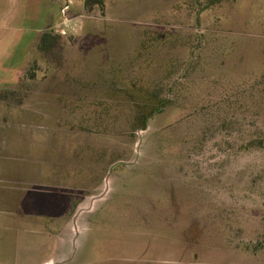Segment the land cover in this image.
Masks as SVG:
<instances>
[{
	"label": "rangeland",
	"instance_id": "rangeland-1",
	"mask_svg": "<svg viewBox=\"0 0 264 264\" xmlns=\"http://www.w3.org/2000/svg\"><path fill=\"white\" fill-rule=\"evenodd\" d=\"M103 2L0 30V264H264V0Z\"/></svg>",
	"mask_w": 264,
	"mask_h": 264
},
{
	"label": "crops",
	"instance_id": "crops-1",
	"mask_svg": "<svg viewBox=\"0 0 264 264\" xmlns=\"http://www.w3.org/2000/svg\"><path fill=\"white\" fill-rule=\"evenodd\" d=\"M26 2H28V0H0V30L3 29V27L5 28L6 26H8L7 29H9V26L13 24L14 21H16L19 17H21L22 10ZM11 30L12 29H9V31ZM37 247H39L38 243L36 244L35 248H32V251L38 250ZM71 256L72 255H70L69 257L67 256V258H65L64 261L69 260ZM26 264H39V263H34L32 260L31 262H28ZM40 264H45V260L42 261Z\"/></svg>",
	"mask_w": 264,
	"mask_h": 264
},
{
	"label": "trees",
	"instance_id": "trees-1",
	"mask_svg": "<svg viewBox=\"0 0 264 264\" xmlns=\"http://www.w3.org/2000/svg\"><path fill=\"white\" fill-rule=\"evenodd\" d=\"M212 4H214L213 2H210ZM100 6L101 9L103 8L104 6V2L103 0H86V6L87 7H92V6ZM60 38V35H53L51 33H48L46 36H44L43 39H41L39 41V44L37 46V48L39 50H43L44 52H47V54L53 50L55 48V42L57 39ZM33 78V77H32ZM19 94V91L15 90V89H6V90H3L1 93H0V100L4 99V100H12V99H16V96ZM21 102V101H19ZM159 110V108H158ZM153 115L150 114L148 116H145V117H142V122H143V125H142V129L141 130H145L146 129V121L151 118V116Z\"/></svg>",
	"mask_w": 264,
	"mask_h": 264
}]
</instances>
